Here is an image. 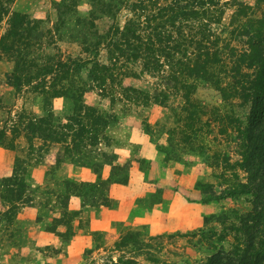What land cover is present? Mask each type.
I'll use <instances>...</instances> for the list:
<instances>
[{
    "label": "rangeland",
    "instance_id": "374dc122",
    "mask_svg": "<svg viewBox=\"0 0 264 264\" xmlns=\"http://www.w3.org/2000/svg\"><path fill=\"white\" fill-rule=\"evenodd\" d=\"M138 1L11 0L10 14L0 19V37L17 11L52 32L48 40L54 42L45 39L40 62L45 54L95 59L94 47L102 42L98 58L110 64L107 36L134 16ZM239 4L251 6L248 15L239 13ZM220 6L222 21L212 27L222 37L223 63L181 75L189 91L172 93L163 105L153 98L148 105L136 104L122 95V86L153 95L165 90L168 72L143 73L142 60L122 58L125 74L108 80V90L85 87L81 95L77 86L88 77L87 67L63 82L57 71L17 89L7 77L14 60L0 58V264H124L127 258L132 264H196L231 246L235 231L223 242L218 236L251 210V194L205 200L247 182L236 124L247 120L250 104L232 86L231 48H249L245 30L263 16L264 7L258 0H220ZM43 80L45 88L38 85ZM62 83L72 87L68 96L52 97ZM78 104L82 114L95 107L108 121L97 127L96 146L79 152L69 148L71 139L67 144L29 132L30 121L50 112L57 122H70ZM129 182L112 197L114 184ZM130 199L134 209L128 216ZM102 207L116 210L108 230L92 221ZM145 208L149 225L133 218ZM128 235L134 240L123 243Z\"/></svg>",
    "mask_w": 264,
    "mask_h": 264
},
{
    "label": "trees",
    "instance_id": "16d2710c",
    "mask_svg": "<svg viewBox=\"0 0 264 264\" xmlns=\"http://www.w3.org/2000/svg\"><path fill=\"white\" fill-rule=\"evenodd\" d=\"M10 2L0 0L1 20L4 15L10 14ZM258 3L264 7V0H258ZM248 8L251 9V6L245 8L239 4V13L248 15ZM133 11L134 16L127 19L123 28L116 24L107 36L105 47L108 49L110 64L98 58L102 42L94 47L95 59L69 57L64 60L57 54L55 57L58 59L45 54V61L40 62L41 57H44L40 50L43 49L45 39L48 43L54 42L52 37L48 40L51 30H43L41 21L33 20L27 14L12 12L8 20L9 28L0 37V58L6 56L15 62L13 72L7 75L9 81L21 89L24 84L33 83L38 75L45 78L58 71L63 73L59 76L63 82L62 79L68 75L78 74L87 67L88 77L84 81L79 79L80 84L77 86L82 95L85 87L108 90V80L114 82L125 74L122 69L126 63L119 65L122 58L129 63L142 60L143 73L152 75L168 72L170 78H166L162 84L165 90L153 95L122 86V95L136 104L148 105L153 98L163 105L172 93L189 91V85L180 80L181 75L190 76L198 70H209L210 66L223 63L219 46L222 37L212 27L214 23L220 24L224 15L220 0H165L164 3L161 0H148V3L139 0L133 4ZM245 35L248 38V49L239 51L231 48L232 56L235 57L231 80L242 99L250 104L247 120H237L236 124L241 165L247 173V182H241L238 189L222 190L219 194L214 191V196L205 201L248 192L252 196V208L240 216L239 224L225 226L219 234L218 239L223 242L230 230L235 231L231 246H221L205 261L196 264H264V13L262 17L251 20L250 29L245 30ZM85 51L90 52V48H85ZM172 81L179 83L172 84ZM46 83L43 80L38 85L45 88ZM61 85V89L55 86L52 97L68 96L72 87H66L63 83ZM82 107L81 104L77 105L68 123L57 122L54 112L32 120L28 125L29 132L33 135L39 133L45 140L67 144L68 139H71L69 148L79 152L83 147L96 146L101 134L97 127L102 123L106 125L108 121L95 107H87L93 112L91 114H82ZM63 128L68 133L62 131ZM116 180L121 183L124 181L119 178ZM131 240H134L133 235L122 238L123 243ZM132 263L133 260L129 258L124 262Z\"/></svg>",
    "mask_w": 264,
    "mask_h": 264
},
{
    "label": "crops",
    "instance_id": "0c3cea01",
    "mask_svg": "<svg viewBox=\"0 0 264 264\" xmlns=\"http://www.w3.org/2000/svg\"><path fill=\"white\" fill-rule=\"evenodd\" d=\"M129 185H131V182H129L127 185H122L120 183H118L117 185L114 184V186H112V188H111V190H112L111 192H113V187H114V193H113L112 197L117 198L119 196L118 194L125 192L128 189L126 187L129 186ZM131 201L132 200L130 199L129 200L130 207L128 208V212H126V214H128V216L132 215V211L134 209V206L131 204ZM114 211H116V210L109 209L108 207H102V209L100 210V217H95L92 221L94 223H96V224L100 223L101 226L107 225V227L104 228V230H108L109 226H110V223L112 222V219H114L113 218ZM129 212H130V214H129ZM133 215H134L133 216L134 221H142L141 223H147L149 225V221L150 220L148 218H150V214L148 213V209L147 208H145L143 210V213H135ZM163 215H164V213H163ZM126 220H128V217L126 218ZM115 226L116 227L113 226V229L114 228L118 229L120 225L117 224Z\"/></svg>",
    "mask_w": 264,
    "mask_h": 264
}]
</instances>
